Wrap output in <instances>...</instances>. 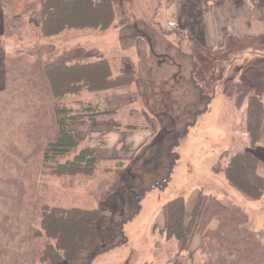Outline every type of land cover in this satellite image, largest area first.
<instances>
[{"label": "rangeland", "instance_id": "374dc122", "mask_svg": "<svg viewBox=\"0 0 264 264\" xmlns=\"http://www.w3.org/2000/svg\"><path fill=\"white\" fill-rule=\"evenodd\" d=\"M177 1L115 0L116 26L106 31L71 30L52 38L39 35L38 18L33 15L24 22L20 36L2 40L6 53L4 71L9 70L10 84L6 92L0 93V264H39L38 254L45 242L44 238L35 236L40 228V217L35 211L39 197L42 203L50 206L90 209L100 207L108 197L114 196L116 188H121V191L125 189L120 214L113 217L107 213L111 223L104 245L111 250L100 254L95 260L90 259L92 264L167 263L177 251V242L167 239L159 226L163 220V208L156 205L166 194L168 199L182 195L190 200L199 190H203L207 196L232 198L235 200L233 203H240L241 200L233 195L237 190L229 187L223 173L215 172L214 167L220 165L221 169L224 168L227 154L248 144L245 133L248 97L264 91V38H237L232 33L224 32L222 47L205 46L196 36L206 26L204 37L215 42L214 26L222 27L219 24L230 18L231 5L219 10L218 17L214 11V18L208 19L217 0H190L184 10L182 4L174 7ZM254 3L264 5V0H255ZM209 24L211 30L207 28ZM22 53L24 56L21 58ZM99 55L109 59L115 74L135 73L138 82L101 92L82 90L67 96L65 103L75 110H81L90 101L99 102L101 115H111L101 120L119 121L122 124L119 127L114 123L120 133H111V140L103 139L93 130L95 127L109 128V123L92 125L88 117L70 120L69 127L72 125L75 130L70 129L80 138L78 150L91 144L96 146L98 167L91 176L77 174L58 178L46 175L40 154L28 156L35 147L31 145L25 128L19 129L21 121L12 122L18 117L12 112V106L17 103L19 91L27 89L29 80H35L33 64L37 58H42L46 63L72 62L95 60ZM191 76L213 97L204 114L201 112L206 103L197 101V92L189 81ZM173 88L181 94L185 89L189 91L177 98L183 105L181 113L186 115L183 121L176 124L177 132L182 134L188 124L191 127L175 148L179 154V164L173 169L169 191L166 193V188L163 191L155 189L145 192L154 182H161L166 176V170L159 167L161 163L156 159L155 151L145 152V149L149 148L162 128L171 125L147 111L159 106L160 92ZM6 104H11L10 111L8 108L3 111ZM195 113L201 114L197 118ZM136 114L144 116L139 121L148 124L146 129L153 134L147 140H142L143 143L137 145L135 150L128 141L130 133L124 130H136L125 127L126 124L136 123ZM195 117L197 120L193 124ZM17 149L20 154L16 152ZM137 158L149 163V172L139 170L141 177L137 176L136 179L128 176L127 170H131L132 161ZM153 165L157 166V170L152 173ZM137 166H143L140 160ZM126 184L132 186L124 187ZM144 193V198L140 200L141 210L131 221L141 227L135 229V225L126 224L125 233L131 240L127 245L112 249L122 237L119 227L121 219L135 214L138 197ZM249 211L250 226L255 230L264 229L263 201L251 205ZM150 226L151 236L148 235ZM138 238L145 240L142 252L139 247L132 249L133 244L137 246ZM202 258L200 255L199 259Z\"/></svg>", "mask_w": 264, "mask_h": 264}, {"label": "trees", "instance_id": "16d2710c", "mask_svg": "<svg viewBox=\"0 0 264 264\" xmlns=\"http://www.w3.org/2000/svg\"><path fill=\"white\" fill-rule=\"evenodd\" d=\"M0 2L4 21L1 41L20 36L24 22L32 17L39 2L41 14L37 29L42 38H52L71 30L106 31L116 26L115 0ZM23 56V53L20 54L21 58ZM192 65L193 68L196 67L195 63ZM33 67L36 70L35 80H29L27 89L19 91L17 103L12 106V112L18 116L12 122L21 121L19 129L25 128L31 145L35 147L28 156L40 154L42 169L46 175L58 178L77 174L93 175L98 167L99 157L90 147L78 150L80 138L70 129L69 121L85 117L96 121L111 115H101L99 102L90 101V104L81 110H75L65 103V99L82 90L101 92L130 86L138 82L137 75L131 72L115 74L109 59L103 55H99L95 60L72 62L46 63L42 58H37ZM8 75L9 70H6V85L0 93L6 92L9 87ZM189 81L197 92V101L206 103L204 111L201 112L204 114L208 111L209 102L213 97H210L192 76ZM186 92L189 91L185 89L181 94L174 88L163 90L159 94V106H153L147 111L151 116L160 117L171 125L162 128L149 144V148L145 149V152L155 151V157L161 163L159 167L166 170L165 178L161 182H154L145 192L165 190L172 179L173 169L179 164V154L175 148L189 133L191 124L183 129L182 134L177 132L179 130L176 124L186 118L185 113H181L183 105L177 98L183 97ZM10 106L11 104L4 105L3 111L7 108L10 111ZM201 113H195V116L198 115V118ZM85 114L87 116H84ZM143 118L142 114H136V123L126 124V129H146L148 124L139 121ZM197 118L195 117L193 124ZM116 125L119 127L122 124L117 121ZM245 133L248 138L247 146L231 150L226 156L225 167L221 169L218 165L214 169L215 172L223 173L226 182L246 198L260 201L264 199V177L259 174V170L264 169V155L260 156L257 152L264 154V91L248 97ZM16 152L20 154L18 149ZM71 154H74L73 157L68 158ZM139 160L143 164L141 168L137 166ZM132 163L131 170H127L128 176L132 175L137 179L141 174L139 170L149 172V163L141 158L133 160ZM156 170L157 166L153 165L152 173ZM123 181L125 184V178ZM128 185L131 184L124 187ZM124 193L125 189L121 191V188H116L114 196L108 197L100 207L90 209L50 206L42 203L43 200L39 197L35 211L40 217V228L36 230L35 236L45 239L38 254L39 264H92L90 259L95 260L100 254L111 250L104 245L111 223L107 213H111L113 217L120 214ZM144 195L145 193L138 197L135 214L121 219L119 227L122 237L112 249L128 244L125 226L138 211L140 212V200ZM163 212L165 226L161 233L167 239L177 242L175 255L165 264H188L191 258L190 246L197 233L201 236L199 257L192 264H264V229L255 230L250 226V215L242 205H226L217 197L207 196L203 190H199L190 221L186 220V198L182 195H175L167 200L163 205ZM213 221L217 222V226L210 228ZM200 255L202 259H199Z\"/></svg>", "mask_w": 264, "mask_h": 264}, {"label": "crops", "instance_id": "0c3cea01", "mask_svg": "<svg viewBox=\"0 0 264 264\" xmlns=\"http://www.w3.org/2000/svg\"><path fill=\"white\" fill-rule=\"evenodd\" d=\"M223 0H217L215 3H213V14H209L208 19L210 18H214V11L217 14L218 17V11L222 10L223 8H225V6L227 7L228 5H231V16L229 19L225 20L224 23L219 24L222 27L218 26V28L215 27V42L210 39V38H205L204 34L207 33L206 32V26L205 29L203 28L204 31H202V33H199L198 37L196 36V38L201 39V42L204 43L205 46H207V44H209L211 47L210 48H214V47H222L223 45V33L225 32L226 34L228 33H232L235 37L237 38H241V37H248L247 39H252V40H258L261 38H264V5H256V3H254L255 0H225L224 2H222ZM190 2V0H182L179 2V0L177 1V3L174 5V7L177 6V4H182L184 5V7L182 8L183 10L185 9V4H188ZM227 3V4H225ZM234 8V9H233ZM234 13V14H233ZM40 14H41V2H39L36 6V9L34 11V14L36 18H38V21L40 19ZM216 19V18H215ZM229 21V22H228ZM218 22H220V19H218ZM3 25H4V21H3V7L1 5L0 2V89H2V86L4 85V60H5V50L4 47L2 45V41H1V35L3 34ZM207 28L209 30H211L210 28V24L207 26ZM225 28V29H224ZM188 29V28H187ZM189 30V29H188ZM217 30H219V33H217ZM203 34V36H201ZM210 40V43H207L206 41ZM222 45V46H221ZM247 108V107H246ZM115 120L110 119V120H101L98 119L96 121H91L92 125H98L101 123H109V128H98L95 127L96 129H94L93 131L96 134H100V136H102L103 139H110L111 140V133L115 134H119L120 130L118 128H116L115 126ZM100 127V126H99ZM71 129H74L73 126L71 125L70 127ZM112 129L114 131H112ZM75 130V129H74ZM125 132L130 133V135H128V137H131L128 141H131V145L132 148H134L136 150V148L138 147L137 145H140L143 143V141L147 140V138L150 136H152V132H150V130L147 129H136L134 131H126ZM135 133V134H134ZM247 136V135H246ZM248 139V138H247ZM143 140V141H142ZM121 141V140H120ZM134 142L135 146H134ZM118 144V143H117ZM111 145V144H109ZM90 148L94 149L96 151V153L98 154V150L96 148L95 145L91 144ZM260 156L264 155L262 154L261 151L257 152ZM262 159L264 160V156L262 157ZM259 174L264 177V169H260L259 170ZM228 186L230 187V185L228 184ZM232 187V186H231ZM169 191V187H167L166 189V193ZM198 195V194H197ZM197 195L192 197L190 200H186V220L187 222L191 220L193 211H194V207H195V203H196V199H197ZM233 195L235 196V198H239L241 201H239L240 205H242L246 211H248L250 213V207L251 205H254L255 203H261L263 201L264 203V199L257 202V201H253L250 200L248 198H246L242 193H240L239 191H237V193H233ZM167 196V194H166ZM166 196H164L162 198V200L159 202L157 201V206H159V208H163L164 203L169 200ZM169 196V195H168ZM222 203L224 204H231L233 202H235V200H233L232 198H218ZM237 201V200H236ZM152 214V213H151ZM153 219H155V216L153 217ZM162 223H160V230L162 231L164 229L165 226V217H164V212H163V218H162ZM152 220L151 219H147ZM264 222V220H263ZM130 224V226H134L135 229L140 228L141 226L135 224V223H128ZM143 226H145V224H143ZM217 226V222L213 221L210 224V228H215ZM253 226V223H252ZM254 227V226H253ZM147 228V227H145ZM152 227H148V235L151 236ZM145 230V229H144ZM146 234H147V229H146ZM129 239L131 240V237H129ZM143 241L144 238H138L137 242V246H135L133 244L132 249L134 248V250H136L139 247L140 252L143 251ZM131 243V242H130ZM201 243V236L199 235V233H197L191 243L190 246V253H191V258L188 261V264H192V262H194V260H196V258L199 257L198 255V248L200 246ZM148 245V243H147ZM121 260V258H119ZM118 262V261H116ZM130 262H133L130 261ZM168 262V261H167Z\"/></svg>", "mask_w": 264, "mask_h": 264}]
</instances>
